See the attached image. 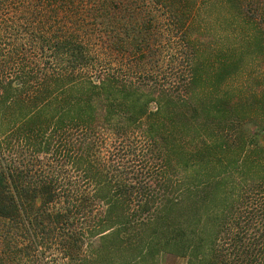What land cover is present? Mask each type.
Masks as SVG:
<instances>
[{
	"label": "trees",
	"instance_id": "trees-1",
	"mask_svg": "<svg viewBox=\"0 0 264 264\" xmlns=\"http://www.w3.org/2000/svg\"><path fill=\"white\" fill-rule=\"evenodd\" d=\"M251 54L264 0H0V264H264Z\"/></svg>",
	"mask_w": 264,
	"mask_h": 264
},
{
	"label": "rangeland",
	"instance_id": "rangeland-1",
	"mask_svg": "<svg viewBox=\"0 0 264 264\" xmlns=\"http://www.w3.org/2000/svg\"><path fill=\"white\" fill-rule=\"evenodd\" d=\"M210 37V34H206ZM222 36L220 33H214V37L209 40L208 37L202 38V42L205 43H211V48L208 49V52L212 49H221L218 47L219 43L217 44V41L221 40ZM242 69L240 72H244V76L248 77L246 83L251 89L254 88H260L262 87V80L264 76V61L262 60L261 56H257L256 54L248 55L243 63H242ZM236 79V80H235ZM232 82V86L236 87L238 84L244 82V80L241 78V76H237ZM251 123H245V127H247L245 130L248 133H253L256 136V141L260 145H264V130H260L259 128H254V126L250 125ZM107 144L111 142L110 137L107 138ZM162 260V259H159ZM166 264H184L183 261L173 259L171 257H168L165 261Z\"/></svg>",
	"mask_w": 264,
	"mask_h": 264
}]
</instances>
